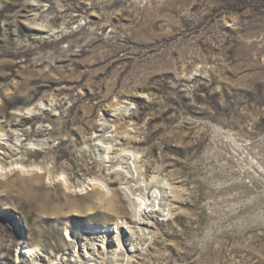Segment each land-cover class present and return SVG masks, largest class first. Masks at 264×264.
Returning a JSON list of instances; mask_svg holds the SVG:
<instances>
[{"label":"rangeland","instance_id":"obj_1","mask_svg":"<svg viewBox=\"0 0 264 264\" xmlns=\"http://www.w3.org/2000/svg\"><path fill=\"white\" fill-rule=\"evenodd\" d=\"M0 129V264H264V0H0Z\"/></svg>","mask_w":264,"mask_h":264},{"label":"bare ground","instance_id":"obj_2","mask_svg":"<svg viewBox=\"0 0 264 264\" xmlns=\"http://www.w3.org/2000/svg\"><path fill=\"white\" fill-rule=\"evenodd\" d=\"M7 136L8 135L6 133L2 132V130L0 129V145H6V148H7L8 144H9L8 142L10 140L9 138L7 140ZM4 140H6V141H4ZM1 149H2V147L0 146V154L3 153V151ZM10 151H11V153H9L10 155H12V156H16L17 155V154H15L16 148L11 147ZM5 154H7V153H5ZM7 157H9V156L7 155ZM45 169L47 170V168H45ZM103 169H104V167H103ZM35 170H37V171L40 170L42 172L43 168L41 166V167H38V169H35ZM0 171L2 173L14 172V171L28 172L29 169H27L21 163H16V162L14 164H11L10 166H5V164H2L1 156H0ZM46 173H47V171H46ZM118 174L121 175L123 173L122 172H117V171L108 172L107 173V175H108L107 176V180L110 181V183H114L115 182V177H117ZM64 181L67 184L69 182L66 178L64 179ZM87 185H93V186H96V185L98 186L99 185L107 194H111L113 192L112 188L108 185V183L106 181H100L99 182L97 179H91L90 181H88ZM147 209L148 208H146L144 210L145 213H146ZM140 210H138L137 218H133L131 223L130 222H124L125 225L119 227L121 229L123 228V229L129 230V233H131V236H132L131 239H134V240L147 239V238H145L146 237L145 234L142 233L143 229H141L140 226L144 225V224L150 225V223L145 222L144 220L141 219V213L142 212L140 213ZM113 230L115 231V229H113ZM21 254H23V256H25L27 258H33L32 264H40L39 262L35 261V259H34L37 256L35 249H31V248L24 249L23 251H21ZM38 261H40V260H38Z\"/></svg>","mask_w":264,"mask_h":264}]
</instances>
